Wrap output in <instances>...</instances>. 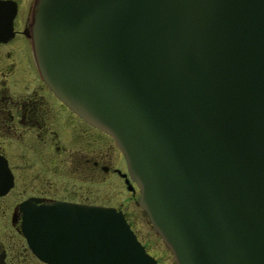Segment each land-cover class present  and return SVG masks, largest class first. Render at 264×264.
<instances>
[{
	"label": "water",
	"instance_id": "1",
	"mask_svg": "<svg viewBox=\"0 0 264 264\" xmlns=\"http://www.w3.org/2000/svg\"><path fill=\"white\" fill-rule=\"evenodd\" d=\"M27 37L41 79L113 138L174 264H264V0H33ZM35 221L48 262L156 264L111 207Z\"/></svg>",
	"mask_w": 264,
	"mask_h": 264
},
{
	"label": "flooded vegetation",
	"instance_id": "2",
	"mask_svg": "<svg viewBox=\"0 0 264 264\" xmlns=\"http://www.w3.org/2000/svg\"><path fill=\"white\" fill-rule=\"evenodd\" d=\"M14 2L11 35L0 23V255L6 264H57L39 258L26 221L48 216V205L111 207L139 238L138 189L113 138L60 100L41 79L27 37L28 2ZM9 10V6L3 11ZM23 14V15H22ZM2 26V28H1ZM39 232V231H38ZM45 239L34 235L33 247Z\"/></svg>",
	"mask_w": 264,
	"mask_h": 264
},
{
	"label": "rangeland",
	"instance_id": "3",
	"mask_svg": "<svg viewBox=\"0 0 264 264\" xmlns=\"http://www.w3.org/2000/svg\"><path fill=\"white\" fill-rule=\"evenodd\" d=\"M20 1H21V5H23L21 11L24 13L26 12L25 7L27 3L31 2V0H20ZM136 188L138 189L137 186ZM138 196H139V191H138ZM138 196L136 200V212H137L138 217H137V223L135 224V226L139 233V238L144 243L147 249V252L155 258L156 264H174V260H173L170 250L164 244L159 234H157L151 228V225H150V222L148 221L146 213L139 206L137 202Z\"/></svg>",
	"mask_w": 264,
	"mask_h": 264
}]
</instances>
